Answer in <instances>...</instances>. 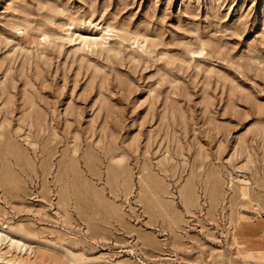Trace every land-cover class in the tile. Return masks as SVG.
Wrapping results in <instances>:
<instances>
[{
  "label": "rangeland",
  "instance_id": "1",
  "mask_svg": "<svg viewBox=\"0 0 264 264\" xmlns=\"http://www.w3.org/2000/svg\"><path fill=\"white\" fill-rule=\"evenodd\" d=\"M0 264H264V0H0Z\"/></svg>",
  "mask_w": 264,
  "mask_h": 264
}]
</instances>
